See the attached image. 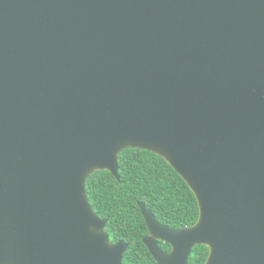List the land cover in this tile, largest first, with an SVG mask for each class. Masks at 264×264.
Wrapping results in <instances>:
<instances>
[{
    "label": "water",
    "instance_id": "obj_1",
    "mask_svg": "<svg viewBox=\"0 0 264 264\" xmlns=\"http://www.w3.org/2000/svg\"><path fill=\"white\" fill-rule=\"evenodd\" d=\"M126 147L199 202L141 204L158 264H264V0H0V264H123L86 179Z\"/></svg>",
    "mask_w": 264,
    "mask_h": 264
},
{
    "label": "trees",
    "instance_id": "obj_2",
    "mask_svg": "<svg viewBox=\"0 0 264 264\" xmlns=\"http://www.w3.org/2000/svg\"><path fill=\"white\" fill-rule=\"evenodd\" d=\"M120 179L108 170H98L86 179V192L93 210L108 221L105 231L112 243L131 244L126 253L128 264H150L143 238L149 228L141 204L158 221L172 229L190 228L199 220L200 206L187 181L161 155L148 149L126 147L118 154ZM210 253L197 245L191 264H205Z\"/></svg>",
    "mask_w": 264,
    "mask_h": 264
},
{
    "label": "flooded vegetation",
    "instance_id": "obj_3",
    "mask_svg": "<svg viewBox=\"0 0 264 264\" xmlns=\"http://www.w3.org/2000/svg\"><path fill=\"white\" fill-rule=\"evenodd\" d=\"M145 238L146 237H144L143 238V245H144V248L148 251V253H149V255H150V258H151V262H150V264H158V262H157V260L155 259V257L153 256V254L150 252V250H149V247H148V245H147V243L145 242ZM121 241H125V240H121ZM118 242H120V241H118ZM118 242H115V243H118ZM126 242V241H125ZM115 243H113V244H115ZM128 244H129V248L127 249V251L130 249V247H131V244L129 243V242H127ZM158 244H159V247L166 253V254H170L172 251H173V246L171 245V244H169V243H167V242H165V241H163V240H158ZM200 245H203V244H200ZM195 246H197V245H195ZM194 246V247H195ZM207 246V245H206ZM193 247V248H194ZM210 249V248H209ZM127 251L124 253V258H123V264H128V260L126 259V253H127ZM192 251H193V249H192ZM192 253V252H191ZM191 256V255H190ZM189 262H190V257H189Z\"/></svg>",
    "mask_w": 264,
    "mask_h": 264
}]
</instances>
